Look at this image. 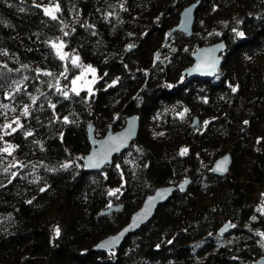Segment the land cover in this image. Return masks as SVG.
Returning a JSON list of instances; mask_svg holds the SVG:
<instances>
[{
  "label": "trees",
  "instance_id": "trees-1",
  "mask_svg": "<svg viewBox=\"0 0 264 264\" xmlns=\"http://www.w3.org/2000/svg\"><path fill=\"white\" fill-rule=\"evenodd\" d=\"M194 1L0 0V264L264 256V0H201L192 36L172 31ZM44 4H58L55 19ZM223 35L218 72L184 77L193 52ZM60 37L97 67L90 94L68 92L76 70L53 46ZM134 113L141 126L130 147L102 170H85L91 121L118 130ZM13 120L19 125L7 130ZM226 152L229 173H213ZM187 177L188 188L121 246L93 248L158 186ZM116 204L123 208L103 214Z\"/></svg>",
  "mask_w": 264,
  "mask_h": 264
},
{
  "label": "water",
  "instance_id": "water-1",
  "mask_svg": "<svg viewBox=\"0 0 264 264\" xmlns=\"http://www.w3.org/2000/svg\"><path fill=\"white\" fill-rule=\"evenodd\" d=\"M201 0H197L186 5L179 17L178 23L172 31H181L187 36H192L196 19V12ZM227 45L225 36L223 39L214 43L199 46L192 54L193 62L184 71V77H205L215 75L223 63V52ZM199 117L194 116L192 126L196 127ZM141 126V118L134 113L126 117L125 124L118 130L109 129L104 136L96 137V126L92 120L89 127V137L92 142L88 153L83 156L82 162L85 170L99 171L105 166L113 163L114 158L127 150L132 142L137 138ZM231 152L220 155L212 165V172L218 175H227L232 164ZM223 168L224 170H221ZM191 182L187 177L178 183H170L158 186L152 193L148 194L140 207L130 216L128 222L117 231L101 238L94 249L101 252H110L122 245L125 238L136 232L144 224L149 222L155 215L156 210L162 204L168 202L175 191L186 190ZM123 208L122 204L112 205L103 211V214ZM264 211V204H263ZM230 228V223L226 222L221 228L220 233H226ZM251 264H264V256L259 257Z\"/></svg>",
  "mask_w": 264,
  "mask_h": 264
},
{
  "label": "rangeland",
  "instance_id": "rangeland-1",
  "mask_svg": "<svg viewBox=\"0 0 264 264\" xmlns=\"http://www.w3.org/2000/svg\"><path fill=\"white\" fill-rule=\"evenodd\" d=\"M56 6H58V4H54V5L44 4L45 9H55ZM58 11H54L53 15H57ZM52 43L59 56H61L65 60V62L68 63V65H70L73 69L76 70V72L70 79L71 83L68 92L70 91L73 93H80L84 91L90 94L94 90L95 84L100 77L97 67L94 64L83 62L79 54H77L75 51L68 49L66 41L63 37L54 40ZM74 60L75 63H73ZM94 123L95 126H97L98 124L100 126V127H96L98 130V131L96 130V134L99 137L104 136V134L110 129L108 128L109 124L107 123V121H103V119L98 120L97 123L96 122ZM18 125H19V121L13 120L11 122H8L6 129L7 130L14 129ZM258 197L259 194H257L254 199L258 200ZM258 203L259 206L262 208L264 202L258 201Z\"/></svg>",
  "mask_w": 264,
  "mask_h": 264
},
{
  "label": "snow or ice",
  "instance_id": "snow-or-ice-1",
  "mask_svg": "<svg viewBox=\"0 0 264 264\" xmlns=\"http://www.w3.org/2000/svg\"><path fill=\"white\" fill-rule=\"evenodd\" d=\"M58 10H59V7L56 6L55 9H45V12H46V14H48V15H52V16H53V19H55V16L53 15V13H54V11H58ZM238 35L243 36V33H238ZM73 63H75V60L73 61ZM235 90H236V89L233 88V91H235ZM25 114H27V110H25ZM65 119H66V118H65ZM245 123H247V121H245ZM29 135H30V133H29ZM4 151H8V149H4ZM181 154H183V152H182ZM221 170H224V169L221 168ZM110 194H114V193H110ZM57 235H59V230H58V229H57ZM261 235H264V234H261Z\"/></svg>",
  "mask_w": 264,
  "mask_h": 264
},
{
  "label": "built area",
  "instance_id": "built-area-1",
  "mask_svg": "<svg viewBox=\"0 0 264 264\" xmlns=\"http://www.w3.org/2000/svg\"><path fill=\"white\" fill-rule=\"evenodd\" d=\"M101 129V128H100ZM100 129H99V131H100ZM98 131V130H97Z\"/></svg>",
  "mask_w": 264,
  "mask_h": 264
}]
</instances>
